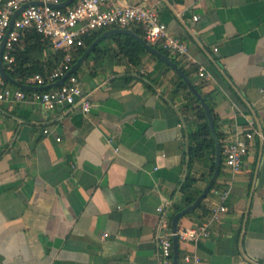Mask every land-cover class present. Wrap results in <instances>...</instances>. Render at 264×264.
I'll use <instances>...</instances> for the list:
<instances>
[{
	"label": "crops",
	"instance_id": "1",
	"mask_svg": "<svg viewBox=\"0 0 264 264\" xmlns=\"http://www.w3.org/2000/svg\"><path fill=\"white\" fill-rule=\"evenodd\" d=\"M122 1L155 6L187 43L192 63L166 50L207 93L221 148L249 117L260 131L233 176L222 154L214 184L180 217L178 227L200 222L220 202L215 189L231 180L224 216L208 236L178 241L179 264L186 252L196 264H264V0ZM102 45L116 48L111 35ZM76 74L89 112L45 111L30 98L0 102V264H160L156 207L168 208L171 225L213 172L209 153L189 161L195 102L174 93L176 72L149 52L139 65L111 51L89 54ZM22 89L30 96L39 88Z\"/></svg>",
	"mask_w": 264,
	"mask_h": 264
},
{
	"label": "built area",
	"instance_id": "2",
	"mask_svg": "<svg viewBox=\"0 0 264 264\" xmlns=\"http://www.w3.org/2000/svg\"><path fill=\"white\" fill-rule=\"evenodd\" d=\"M29 1L32 0H0V51L12 15L24 2ZM38 1L41 3L27 4L14 18L3 45L2 61L11 68L14 61L11 51L23 34L29 31L41 34L53 49L61 50L63 56L52 69L26 75L24 83L27 85L38 88L60 79L72 68L75 51L84 45L83 37L104 28L140 26L148 43H160L163 48L183 58L186 63L193 62L187 43L169 32L167 25L160 20L155 6L143 2L126 3L122 0H73L63 7H53L51 3H61L65 0ZM197 18V14L192 15L193 20ZM197 74L202 78L207 77L203 65L197 67ZM29 98L37 101L45 111H50L58 105H67L69 109L80 108L83 112H89L92 107L89 94L83 89L81 79L74 72L69 73L61 84L53 88L35 89L30 96L20 87H11L0 72V102L26 101ZM247 119V127H235L222 144L224 164L232 176L240 169L251 139L256 133L260 134V131L253 127L252 118ZM43 131L47 132V129ZM230 182L231 180H226L223 188L215 189L220 202L214 203L208 214L194 226L177 227L173 232L168 208L162 205L156 207L158 217L155 234L160 264H173V234L177 235L178 241L184 243H193L208 236L210 225L220 221L227 211L225 198ZM196 263L195 255L184 253L181 264Z\"/></svg>",
	"mask_w": 264,
	"mask_h": 264
},
{
	"label": "trees",
	"instance_id": "3",
	"mask_svg": "<svg viewBox=\"0 0 264 264\" xmlns=\"http://www.w3.org/2000/svg\"><path fill=\"white\" fill-rule=\"evenodd\" d=\"M133 30L138 33L141 37L144 38L143 29L140 26H131ZM103 29H99L96 31H92L86 34L83 37L84 45L75 52V60L83 53V51L89 46V44L99 35L102 33ZM113 37L116 48H110L107 45L103 46V40L98 42L96 45L93 46L90 54L94 57H100L106 51H111L112 55L117 58L118 55L126 58L127 62L139 65L142 60V55L144 52H149L153 57L158 59L159 61L163 62L159 57L155 54L150 52L141 42L136 40L134 37L128 34H120V33H113L111 34ZM22 47H17L18 42L14 45L13 50L11 51L14 61L11 65V68H8L4 65L6 72L12 77L16 78L20 81H23L26 74H30L33 72H45L47 70L52 69L55 67L63 56V52L61 50H55L51 47L49 41L46 38H43L41 34L35 31H29L23 34L22 38ZM20 40V41H21ZM19 41V42H20ZM157 49H159L164 54L170 56L178 65L179 61L169 55V52L156 45L155 43L152 44ZM48 54V60L43 61L41 58ZM185 74L189 76V70L183 66H181ZM76 73V71L74 72ZM177 81L174 88V93L178 94L180 91H183L190 95L195 105L193 106L197 122L195 128L189 133V146H188V153H189V161H192L195 158H201L206 156L208 153L211 154V166L210 169L213 171L215 160H214V139L211 135V131L207 121V114L203 106L200 104L198 98L191 92L185 81L179 76L177 73ZM194 87L203 95L206 102H208V95L207 93H203L201 91V85L195 83L191 78ZM210 107V106H209ZM213 120H214V127L216 130V134L220 138V133L217 131L216 124H215V113L213 109L210 107ZM222 157H221V166H222ZM220 166V168H221ZM192 182L191 178H188L184 187L187 189L190 187ZM184 188V189H185ZM195 199V196H190L186 200V204H190Z\"/></svg>",
	"mask_w": 264,
	"mask_h": 264
},
{
	"label": "water",
	"instance_id": "4",
	"mask_svg": "<svg viewBox=\"0 0 264 264\" xmlns=\"http://www.w3.org/2000/svg\"><path fill=\"white\" fill-rule=\"evenodd\" d=\"M73 0H65L61 3H51L50 5L53 7H63L69 3H71ZM29 3H34V4H39L41 3L38 0H32L29 2H24L12 15L11 19H10V23L8 25V28L6 30L5 36L2 40V48L0 51V72L2 74V76L4 77V79L6 81H10L15 83L17 86L22 87V88H30V87H34V86H30L27 84H23L19 81H16L15 79H13L5 70L4 68V64L2 61V50H3V45L4 42L7 38V35L12 27V23L14 18L17 16V14ZM113 33H120V34H128L132 37H134L136 40H138L139 42H141V44H143V46H145V48H147L150 52H152L153 54H155L157 57H159L163 62H165L169 67H171L177 74H179L181 76V78L185 81V83L187 84V86L189 87V89L191 90V92L198 98V100L200 101V104L203 106V108L206 111L207 114V121H208V125L211 131V135L214 139V148H215V165L213 168V172L208 180L207 185L205 186V188L202 190V192L196 197V199L189 205L185 206L184 208H182L181 210L177 211L172 219H171V226H172V231L175 232L177 230L178 227V221L180 219L181 216H183L184 214L188 213L189 211L193 210L195 207L198 206V204L200 203V201L205 197V195L207 194V192L209 191V189L212 187V185L214 184L218 174H219V170H220V166H221V157H222V148H221V143H220V139L218 137V135L216 134V130L214 127V120H213V116L210 110V107L208 105V103L205 101L203 95L194 87L192 81L190 80V78L185 74V72L183 71V69L172 59L170 58L168 55L164 54L163 52H161L159 49H157L155 46H153L152 44L148 43L143 37H141L138 33H136L132 28L130 27H112V28H108L106 30H104L101 34H99L90 44L89 46H87V48L83 51V53L74 61L72 68L64 75L62 76L60 79H58L53 85H59L61 84L64 79L66 78V76L71 73V72H75L77 70V68L80 66V64L87 58V56L90 54L92 48L94 45H96L98 42H100L102 39L106 38L107 36L113 34ZM50 85H43V86H39V89H46L48 88ZM36 88V87H34ZM172 242H173V253H172V261L173 264H179V242H178V237L176 234H173L172 236Z\"/></svg>",
	"mask_w": 264,
	"mask_h": 264
}]
</instances>
